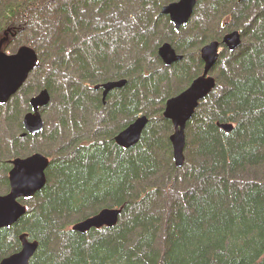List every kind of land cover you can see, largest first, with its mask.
I'll use <instances>...</instances> for the list:
<instances>
[{
	"label": "trees",
	"instance_id": "16d2710c",
	"mask_svg": "<svg viewBox=\"0 0 264 264\" xmlns=\"http://www.w3.org/2000/svg\"><path fill=\"white\" fill-rule=\"evenodd\" d=\"M132 1H138L143 14L154 16L156 22L167 20L161 12L170 0L127 2ZM233 1L209 0L210 11ZM253 2L256 0L236 5L247 8ZM119 3L0 0L3 50L23 32L28 18L48 24L57 21L52 46L42 49L43 61L61 71L74 69L70 75L77 78L67 79L65 93V87L55 81L33 79L10 100L7 140L1 139L0 144L4 154L20 155L28 145L29 151L56 152L57 165L50 169V184L34 198L24 222L0 231V261L18 247L16 235L25 230L39 243L30 264H264V11L255 18L252 29L241 27L252 42L248 46L243 43L218 66L217 88L188 122L186 162L177 168L169 139L172 123L160 112L166 98L199 73L197 48L196 57L155 71L161 42L154 36L160 32H135L130 40L141 52L137 61L127 66L120 59L109 61L111 41L98 38L101 25L94 21L114 10L121 11L120 19L127 17ZM167 21L170 35L174 29ZM92 24L97 30L91 29ZM201 25L198 34H203L206 43L214 38H207L214 28ZM49 31L46 36L51 35ZM184 33L177 43L182 51L193 42V34ZM81 35L91 36L82 41ZM121 41L115 43L117 51ZM77 43L80 46L73 59L61 58ZM145 52H150L151 58L147 59ZM43 61L40 58L36 69ZM117 77H124L127 83L109 96L112 104L108 109L100 100L102 91L91 90L87 84ZM43 88L52 98L56 92L63 96L50 113L58 123L47 127L41 140L29 137L21 141L17 136L23 113L31 109L29 97ZM21 94L23 107L18 104ZM91 107L107 113L106 125L95 138L90 129H84L88 125L85 118L77 114L87 113ZM140 113L151 118L141 142L130 149L118 147L113 141L116 132ZM229 122L235 124L231 133L217 126ZM3 170L0 168V189L7 185ZM118 207L124 210L116 227L86 234L72 230L74 224L102 209Z\"/></svg>",
	"mask_w": 264,
	"mask_h": 264
},
{
	"label": "water",
	"instance_id": "95a60500",
	"mask_svg": "<svg viewBox=\"0 0 264 264\" xmlns=\"http://www.w3.org/2000/svg\"><path fill=\"white\" fill-rule=\"evenodd\" d=\"M197 0H180L170 3L165 7V15L176 25V29L186 26L192 18ZM224 45L230 51L237 50L242 45V36L239 31L230 33L224 38ZM218 42H212L202 50V58L205 62L204 73L179 97L169 100L165 110V117L172 121L176 132L171 137L173 159L175 166L181 168L186 162L185 129L187 122L192 119L199 101L204 99L216 87V80L211 72L218 61ZM3 41H0V104H6L26 84L31 72L39 62L37 51L33 48L24 47L16 54H8L2 50ZM174 46L170 42L164 43L160 48V55L164 62L173 64L179 61L174 54ZM122 82L111 83L105 86L104 99L115 87H121ZM51 102L48 91L31 100L32 111L25 116L24 129L36 135L43 131V110ZM148 123L146 117H139L127 129L120 132L115 141L122 148L129 149L141 141L143 131ZM227 131L232 130V125H221ZM14 169L10 173L11 193L8 196H0V228L15 223L19 218L26 215L28 209L18 200L22 197H33L46 184L45 171L49 160L42 154H34L27 159H16ZM124 210L121 208H104L96 215L89 217L75 225L72 230L86 234L92 230L102 228H114L118 225L120 216ZM22 249L9 257L4 258L0 264H30L38 250L37 241L27 240V234L21 236Z\"/></svg>",
	"mask_w": 264,
	"mask_h": 264
},
{
	"label": "rangeland",
	"instance_id": "374dc122",
	"mask_svg": "<svg viewBox=\"0 0 264 264\" xmlns=\"http://www.w3.org/2000/svg\"><path fill=\"white\" fill-rule=\"evenodd\" d=\"M116 1L122 2V4L119 3V6L121 7V9H125V13L128 14L127 17L124 18V16H123V18L120 19L118 17V13L121 11L114 10L112 12V14H110L108 16H105V17L102 15L100 17L96 16L95 17L96 19L94 22L97 25H98V23H100V25H101V26L98 25L100 27V29H98L99 31L96 32V33L100 34L98 36V38L101 37L104 40H108L107 42L111 41V44H110V46H108V49H107V54L110 58L109 61H118L120 59L119 61L122 64H124V66L125 65L126 66L131 65V64H133V62L137 61L139 54L141 53V52H139L138 47H136V46H138V44L133 43V41L130 40V36L135 32H141V33L143 32L144 34H147L149 31H152V30H154L155 33L160 32V34H156L154 37H156L155 40H159L161 42V44H164L166 42L173 43L172 39H174L175 41L178 40V42H180L181 36H182L180 34H183L184 32H185L184 35L188 34V33H192L193 35H191V36L193 37V42L190 45V47H191V49H194L196 46L197 51H198L199 47L204 43V40L202 41V38H201V36L203 34H200V35L198 34V31L200 30L199 32H201V28H203V26L201 24H204L208 27L214 28L213 30L209 31L207 38H209L210 36H211V38H213V37L215 38V36L220 34L219 31L226 34L227 31L231 32V33L236 32V31L240 32V27L242 25L246 29L253 27L254 26L253 23L255 21V18H257L260 15V13H262L261 11H264V0H256L255 3L253 2V3L249 4L247 8L245 6L243 7V4L236 5V2H237V0H236V1H233L232 4H226V5L224 4L223 6H218L213 12L210 11L211 5H210L209 0H200L198 2V5L195 8V12L193 14V17H192L190 23L187 26H183L181 29H179V33L174 30L173 31L174 33H171L170 35H168V27H167V24L165 22L167 20L165 18L163 19V21L161 20L159 22H156L154 20V16L148 17L147 15L143 14L144 12L141 11L142 8H141L138 1H135V2L132 1L131 4L127 2L129 0H116ZM232 12H233V14H232ZM227 14L232 15V16L234 15V17L233 18L228 17ZM128 17H129V19H128ZM246 17H247V19H245ZM143 20H145V21L143 22ZM25 22L26 23L22 27L23 32H21L17 35L16 39L10 44L9 49L6 50V53L16 54L22 48L29 47V48L35 49L37 51L39 60L41 58L43 61L44 59H43V55H42V52H43L42 49L46 48V46L47 47L52 46L51 45V37L54 35L52 33L54 32L55 27L58 26V22L56 21V23H54L51 20H49L50 23L48 24V23L44 22L43 20H38L37 18H34V17L28 18ZM191 22H193L192 26H190ZM167 23H168V25H170V23L168 21H167ZM225 23H227V26L225 25ZM96 24H92L91 29L97 30V28H95ZM195 24L198 25L197 30L194 29ZM200 26H202V27H200ZM170 27H171V25H170ZM48 31H49V34H51L50 36H46ZM158 35H163V36L160 37ZM90 36H83V37H86L87 39H89ZM241 36H242V33H241ZM81 37H82V35H81ZM83 37H82V41H83ZM120 39H122V41H121L122 46H121V49L117 51L115 48V46H116L115 43ZM244 41H245L244 46H248L252 42L250 34L244 38ZM72 43L74 44V42H72ZM80 43H77L74 46V48L72 49V51H71V49H69L68 51H66L62 55V57L60 55V57L70 60L71 57L73 56V52L76 50V48L78 50ZM182 44H181V47H182ZM22 46H24V47H22ZM223 49L225 50V53H227V55H228V52H230V50H227L226 47ZM145 53H146L145 55H146L147 59L151 58L150 52L149 53L145 52ZM72 59H73V57H72ZM218 64H221V61H219L217 63V65ZM161 66L162 65L160 64L159 67H161ZM221 67H224V66L221 65ZM153 68H157V66L155 65ZM73 71H75V70L72 69V71H71V69L69 67H67L66 69L61 71L58 69L57 66H54L53 63H51V64H50V62L44 63V61H43L40 68H38V69L35 68L31 72L30 77L27 80V82H30L33 79L40 81V82L46 81V79H48L47 80L48 82L55 81L56 84H59L61 87H65L64 88L65 90L63 92V93H65L68 91L67 79L68 78L77 79L75 76L70 75V74H74ZM117 78H124V77H117ZM111 79H109V80H111ZM113 79H115V78H113ZM95 84H101V83H95ZM23 89H24V87L20 91H23ZM33 95H31L29 97V100L31 99V97ZM62 97L63 96L59 92H56V94L52 98L50 104L46 107V111L44 113L45 114L44 119H46V123L48 124L47 126L49 129L53 128L58 123L56 117L54 115H52L53 117H51L50 113L52 112V110L54 108H56L55 105L58 103V101H61ZM19 98H20V100H19L18 104L20 107H23L24 102L22 101V103H20L21 99L23 98V95L21 94ZM101 99H102V96H100V100ZM111 102L112 101H109V103L107 102V104H105V105L103 104V105L104 106L108 105L107 107H108V109H110V105L112 104ZM9 106L10 105L0 106V144H1V139L7 140L6 139L7 133L6 132H8V126H7L8 122H7L6 117H7V114L9 113V111L7 109V108H9ZM143 106L145 107V105H143ZM144 107H142V108H144ZM77 114H78V116H79V114H81V116H83L85 118V120L87 121L88 125L85 126L84 129L85 130L90 129L89 134L93 133V135H94L98 130L102 131V129L106 125L105 124L106 118H104V117L107 116V113H106L105 109H101V110L96 109L95 110L94 107H91L89 109V112H87V113L86 112H82V113L78 112ZM24 115L25 114H23L21 120L23 119ZM107 125H108V123H107ZM64 134H68V133H64ZM95 137L96 136L94 135L93 138H95ZM64 140L66 141L65 138H64ZM54 151H57V149H55ZM172 153H173V150H172ZM185 155H186V153H185Z\"/></svg>",
	"mask_w": 264,
	"mask_h": 264
},
{
	"label": "flooded vegetation",
	"instance_id": "af4514ba",
	"mask_svg": "<svg viewBox=\"0 0 264 264\" xmlns=\"http://www.w3.org/2000/svg\"><path fill=\"white\" fill-rule=\"evenodd\" d=\"M178 1H180V0H170L167 4H165V5H170V3H174V2H178ZM200 0H197L196 1V6L198 5V2H199ZM249 0H237V2L236 3H238V4H240V3H245V2H248ZM196 6H195V8H196ZM195 12V11H194ZM166 18H167V20H168V22L173 26V28H174V30L176 31V32H178L179 33V29H176V25L173 23V21L170 19V16H165ZM193 17V16H192ZM233 17V16H232ZM231 17V18H232ZM192 19V18H191ZM191 19H190V21H191ZM190 21H189V23H190ZM188 23V24H189ZM187 24V25H188ZM186 25V26H187ZM225 25L227 26V23H225ZM183 27V26H182ZM181 27V28H182ZM242 27V26H241ZM240 27V33H242V44L245 42L244 41V38L247 36V35H249L248 33H246V32H244V31H242L243 29ZM180 28V29H181ZM230 31V30H229ZM247 31V30H246ZM244 32V33H243ZM231 32H226V34H224V33H222L221 31H220V34H218L217 36H215V38H213V39H209V40H206L205 42L206 43H203L200 47H199V50L197 51V55H198V59H199V61L201 62V64H200V70H198L197 72H199V73H197L189 82H188V84L186 85V86H184L183 88H181V89H179L178 91H176L174 94H172V95H170V96H168L167 98H166V100L164 101V105L162 106V109H161V112L160 113H162V117H163V115H164V112H165V109H166V105H167V102L169 101V100H171V99H173V98H175V97H177V96H179V95H181L183 92H185L188 88H189V86L197 79V78H199V77H201L202 75H203V73H204V67H205V62H204V60H203V58H202V50H203V48L204 47H206V46H208L210 43H212V42H218V44L220 45L219 47H218V61H221V63L223 62V60H226V58H228L229 56H230V54H232V53H234V52H236L237 50H234V51H230V52H228V55H227V53H225V50L223 49V48H227V50H229L228 49V47L226 46V45H224L225 43H224V38H225V36L226 35H228V34H230ZM176 42V44H173V43H171L173 46H174V53H175V55L177 56V57H180V59H179V61H177V62H175V63H173V64H167L166 62H164V60L162 59V57H161V55H160V48H161V46L163 45V44H160L159 45V47H158V50H157V55H158V58L160 59V62H158L157 64H155L156 66H157V68H154V70L155 71H157V70H160V68H162V67H165V68H170L171 66H173V65H175V64H177V63H182V62H184L185 61V59H187V58H189V57H196L197 55H196V51H195V49H191V48H189V49H187V50H185V51H182L181 49H180V47L177 45V43H178V41H175ZM191 53V54H190ZM198 59H197V61H198ZM222 59V60H221ZM225 62V61H224ZM39 63V62H38ZM198 64H199V62H197ZM162 65L161 67H159V65ZM220 64H218L213 70H212V72H211V75H212V77L216 80V84H218V79H217V70H218V66H219ZM36 68V67H35ZM34 68V69H35ZM119 80H124L123 78H115L114 80H107L106 82H102L101 84H95V83H90V82H88V88H90L91 90H96V91H102V99H101V101H102V103L105 105V104H107V102H108V98H109V96L111 95V94H113L116 90L117 91H119L121 88H123L125 85H123L122 87H120V88H117V89H114V90H112V91H110L109 93H108V95H107V97L104 99V91H105V89L103 88V85L104 84H106V83H108V82H113V81H119ZM27 83V82H26ZM127 83V82H126ZM217 88V87H216ZM44 89H47V88H43V89H40L36 94H38L39 92H41L42 90H44ZM49 91V90H48ZM21 91H19L17 94H19ZM50 92V91H49ZM16 94V95H17ZM36 94H34L32 97H34ZM15 95V96H16ZM50 95H51V100H52V94H51V92H50ZM211 95V94H210ZM209 95V96H210ZM208 96V97H209ZM14 97V96H13ZM12 97V98H13ZM32 97H31V99H32ZM11 98V99H12ZM10 99V100H11ZM31 99L29 100V104H30V102H31ZM10 100H9V102L8 103H6V104H0V106H8L9 105V103H10ZM203 102H200V105L202 104ZM30 107H31V104H30ZM200 107V106H199ZM199 107L196 109V112H195V114L197 113V110L199 109ZM32 111V107H31V109L29 110V111H27V112H25V113H23V114H25L24 115V117H23V119H22V129L21 130H19V135L17 136L18 138H20L21 139V141L22 140H28V138L29 137H34V138H37V137H39V139L41 140L42 138H43V136L42 135H44L45 134V132H46V130L48 129L47 127V123H46V119H44V113H45V111H46V107L42 110L41 109V114H42V118H43V120H44V129H43V131L42 132H40V133H38V134H36V135H33V134H29L25 129H24V119H25V116L28 114V113H30ZM23 116V115H22ZM141 116H143V114H138L132 121H131V123H129L127 126H123V128H121V130H119L118 132H116V134H115V136H114V139H113V141H114V143L117 145V143H116V141H115V138H116V136L120 133V132H122V131H124L125 129H127L133 122H135L139 117H141ZM146 116V115H145ZM195 116V115H194ZM148 117V116H147ZM164 118V117H163ZM148 119H149V121H148V123H147V125H146V127H145V129H144V131H143V133L145 132V130L147 129V127H148V125L150 124V120H151V118H150V116L148 117ZM165 120H167L166 118H164ZM171 123H172V121H171ZM175 131H176V129H175V127H174V125H173V123H172V130L169 132V139H170V136L172 135V134H174L175 133ZM143 136V135H142ZM142 139V138H141ZM88 142V144H91L92 143V140H85V141H83V142ZM171 141V140H170ZM141 142V141H140ZM139 142V143H140ZM138 143V144H139ZM138 144H136V145H138ZM135 145V146H136ZM32 146H37V145H32ZM118 147H120L119 145H117ZM135 146H133V147H131V148H134ZM171 147H172V144H171ZM26 149H24V150H26L25 152H23V153H21L20 155H15V156H13V155H5L4 154V152H3V147H1L0 146V168H4V170L3 171H5V174H6V182H7V185L5 186V187H3L2 189H0V196H8L10 193H11V183H10V173H11V171L14 169V167H15V165H14V161L16 160V159H27V158H29V157H31V156H33L34 154H37V153H39V154H42L43 156H45V157H47L48 158V160H49V165H48V167H47V169H46V171H45V176H46V184H45V186L41 189V190H39L36 194H34L33 195V197H29V198H24V197H22V198H20L19 200H18V202L20 203V204H22V205H24L27 209H28V212H27V214L26 215H24V216H22L21 218H19L15 223H13L12 225H10V226H7V227H3V228H0V231L1 230H11V229H13V228H15L16 226H18L20 223H22V222H24L23 220H25L28 216H29V212L32 210V202H33V200H34V198L36 197V196H38L39 194H41L48 186H49V184H50V180H49V172H50V169L54 166V165H57V158H56V155H57V153L56 152H44V151H41L40 149H34V150H31V151H29V147H28V145L25 147ZM122 148V147H121ZM28 149V150H27ZM123 149H125V148H123ZM130 149V148H129ZM23 150V151H24ZM25 230H22L21 231V234H20V232L16 235V237H17V243H18V247L15 249V250H12V251H10V252H8V254L7 255H5L3 258H2V260L4 259V258H6V257H9L10 255H13V254H15V253H17V252H19L21 249H22V240H21V236L23 235V234H27V240L28 241H30V242H33V241H36V240H34L31 236H30V234H29V232H24ZM37 252V251H36ZM36 254V253H35ZM34 257V256H33ZM1 260V261H2ZM0 261V262H1Z\"/></svg>",
	"mask_w": 264,
	"mask_h": 264
},
{
	"label": "bare ground",
	"instance_id": "6f19581e",
	"mask_svg": "<svg viewBox=\"0 0 264 264\" xmlns=\"http://www.w3.org/2000/svg\"><path fill=\"white\" fill-rule=\"evenodd\" d=\"M167 6H169V5H165V6L162 8V12H161V13H162L163 16H169V15H165V7H167ZM173 23H174V22H173ZM174 54H175V53H174ZM175 56H176V55H175ZM176 57H177V56H176ZM179 58H180V57H179ZM197 79H198V78H197ZM197 79H196V80H197ZM196 80H195V81H196ZM119 82H122L123 85H125L126 82H127V79L119 80V81H113V82H108V83H106V84L103 85V88L105 89V86L108 85V84H111V83H119ZM123 85H122V86H123ZM122 86H121V87H122ZM216 87H217V84H216ZM216 87L213 88V90L208 94V96H209L210 94L213 93V91L216 89ZM117 88H120V87H115L114 89H117ZM114 89H113V90H114ZM46 91H48V89H44V90H42L41 92H39L38 94H36L34 97H32V99L35 98V97H38L40 94H43V93H45ZM111 91H112V90H111ZM48 92H49V91H48ZM49 93H50V92H49ZM183 93H184V92H183ZM183 93H182V94H183ZM182 94H181V95H182ZM50 96H51V95H50ZM179 96H180V95H179ZM179 96H177V97H179ZM208 96H206L204 99H202V100L199 101V104H198L197 108L200 106V102H204V101H206V99L208 98ZM177 97H175V98H177ZM175 98H173V99H175ZM32 99H31V100H32ZM171 100H172V99H171ZM167 103H168V102H167ZM166 107H167V105H166ZM197 108H196V109H197ZM165 110H166V109H165ZM195 112H196V111H195ZM164 114H165V112H164ZM194 115H195V113H194ZM194 115H193V117H194ZM141 117H146L147 120L149 121V119H148L147 116L143 115V116H141ZM163 117L166 118L165 115H163ZM193 117H192V119H193ZM166 119H167V118H166ZM192 119H191V120H192ZM167 120H169V119H167ZM191 120H189V121H191ZM189 121H188V122H189ZM188 122H187V125H188ZM227 124L233 126L232 130L227 131V130H225L224 128L221 127V125H227ZM187 125H186V129H185V136H186L185 151H186V146H187V135H186V130H187V127H188ZM217 126H218L219 129L223 130V131L226 132V133H231V132L235 129V124H234V123H231V122H229V123H217ZM175 132H176V131H175ZM174 134H175V133H174ZM174 134H172V135L170 136V140H171V137H172ZM134 146H135V145H134ZM172 150H173V149H172ZM185 157H186V155H185ZM173 160H174V159H173ZM80 222H81V221H80ZM77 223H79V222H77ZM77 223H76V224H77ZM74 225H75V224H74Z\"/></svg>",
	"mask_w": 264,
	"mask_h": 264
}]
</instances>
